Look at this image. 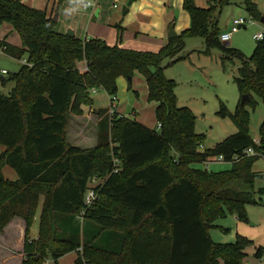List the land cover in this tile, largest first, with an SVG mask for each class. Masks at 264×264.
<instances>
[{
	"label": "trees",
	"instance_id": "16d2710c",
	"mask_svg": "<svg viewBox=\"0 0 264 264\" xmlns=\"http://www.w3.org/2000/svg\"><path fill=\"white\" fill-rule=\"evenodd\" d=\"M245 4L260 21L253 0ZM224 5L226 0H209L205 9L195 0H183L190 27L159 51L146 52L60 34L45 11L19 0H0V25H11L23 47L1 40L0 51L26 61L3 80V87L14 85L10 94H0V232L15 218L25 222L23 264L48 259L59 264L74 252V264H243L254 243L237 235L233 244H215L210 230L224 208L246 221V207L257 204L253 167L264 155V119L256 145L248 132L246 107L255 106L254 97L264 106V40L249 58L224 46L217 19ZM188 38L203 39L205 55L221 51L222 63L237 61L240 97L251 99L239 102L233 114L221 106L218 115L229 117L238 130L212 149H205V137L196 133L192 111L179 106L176 83L164 76L167 67L187 58L181 53ZM82 62L85 72L78 69ZM136 72L145 80L148 101L157 104L160 129H148L117 112L110 115L109 109L97 110L96 146L68 144L70 116H81L82 107L93 104L91 92L117 96V80ZM248 149L259 155L246 156ZM221 156L232 164L230 171L194 168ZM6 167L16 181L5 178ZM93 180L100 181L97 198L85 210ZM40 205L38 235L32 240ZM255 256L262 258L263 250L258 248Z\"/></svg>",
	"mask_w": 264,
	"mask_h": 264
},
{
	"label": "rangeland",
	"instance_id": "374dc122",
	"mask_svg": "<svg viewBox=\"0 0 264 264\" xmlns=\"http://www.w3.org/2000/svg\"><path fill=\"white\" fill-rule=\"evenodd\" d=\"M245 1L246 0H226V5L218 10L217 19L221 34L230 31L232 22L235 19L242 18L247 21L252 20L253 24H248L246 27L240 28L229 42L230 48L238 50L243 56L249 58L252 56L257 43L254 40V36L264 32V26L249 15L246 11ZM85 2L94 4L95 0H66L60 4L59 0H57L55 10L60 12L61 19H59L56 26L61 27L65 24L66 28L70 29H72V26H76L79 32L85 34L88 22L84 23L82 21V16H78L75 12V7ZM101 2L110 14L107 13L113 16H115L116 13L123 14V10L126 11L132 6V4H129V0H127L125 5L124 0H101ZM208 2L209 0H195L196 6L205 9L208 7ZM253 2L256 4L262 17H264V0H253ZM27 3L36 8H45L46 6H48V10L53 8L52 2L49 3L48 0H27ZM114 4H116L117 9H113ZM165 9L166 11L161 13L158 8H155L149 18H151L156 25H159L160 19H167L169 16L173 15L175 20L181 25V23H185L184 18H182V16H184L189 24V18L181 8V0H171L170 4L167 3ZM6 36L7 38L5 39ZM0 38L15 48H23L19 35L9 24L0 25ZM184 42L185 48L181 56L187 58L167 67L164 70V76L166 79L173 80L176 83L175 93L179 106L187 107L192 111L196 117V133L205 137L203 142L204 148L212 149L218 143L235 134L238 130L229 117L222 118L218 115V112L221 106H224L230 114H233L241 100L236 85V79L239 77V63L237 61L234 63H222L224 56L222 52L217 49H212L209 55H205L206 46L204 40L201 38H188L185 39ZM164 64L167 65L168 61H165ZM22 65L23 61L13 59L0 51V71H5L7 73L5 76L1 75L3 78L10 79L20 70ZM124 80L125 79L122 78L121 81ZM13 87L14 85L8 82L0 94L8 96ZM117 87V97H119L120 100L117 102L119 112L126 118L138 120L149 127H155V103L148 101L145 80L142 75L136 72L133 75L130 86L126 80L125 84L122 85L119 83ZM91 98L96 106L104 108L109 107V96L104 91H92ZM254 100L256 102L255 106L246 107V110L249 113V135L257 142L259 140V128L264 119V106L258 98L254 97ZM132 112L135 113L133 114ZM72 116L75 115H71L70 119ZM93 120V117H91L90 120L86 119V125L89 126ZM87 132V136L93 139L94 131L88 129ZM91 133L93 136L90 135ZM91 147L90 141H88L86 145H83V148ZM194 168L207 170L213 173H223L230 171L232 169V164L227 162H210L208 164H196ZM253 171L256 173L253 195L257 204L246 207V221L239 220V224L247 223L250 218L252 224H254V220H264V160L262 158H259L254 164ZM237 221V215L234 212H230L229 209L224 208L222 216L214 223L215 228L210 230L212 241L215 244L235 243V240H233L232 243L229 240H232L231 235L235 236L236 231L234 229L237 225ZM38 226L39 211L32 227L33 235H35V232H38ZM260 242L264 243V240ZM254 253V248L250 247L247 249L246 263L264 264V261L259 262L254 259ZM74 257L75 256H69L63 258L59 261V264H73L72 260Z\"/></svg>",
	"mask_w": 264,
	"mask_h": 264
},
{
	"label": "crops",
	"instance_id": "0c3cea01",
	"mask_svg": "<svg viewBox=\"0 0 264 264\" xmlns=\"http://www.w3.org/2000/svg\"><path fill=\"white\" fill-rule=\"evenodd\" d=\"M19 1H21L22 4L30 8L45 11L48 14V16L54 17L55 14H58V20L56 24H58L59 19H61L60 12L55 10V5L57 4V0H48V2L49 3L52 2V5H53V8L51 10H48V6H46L45 8L32 7L31 5L27 3V0H19ZM170 1L171 0H137L136 2L132 4L130 9L127 10L125 15L124 13L123 14L116 13L115 16L109 15L110 13L105 8V6H103L101 0H95L93 4L94 8H90L87 10L81 7V4H83L81 3L75 7V12L78 16H82V21L84 23L88 22L87 28L85 30V34H82L81 32H79L76 26H72V29H70V28H66L65 24L64 26H61V27L56 26L55 31L60 34H66L67 31L71 30L74 33L75 37L78 39H83V40L99 39V40L105 41L109 46L118 45L121 48L135 50V51L157 52L161 48H163L165 45L168 44L169 28L172 24L174 25V32L177 34V36L190 27V17L184 10L183 12H185V14L189 18V24L186 20V17L184 16H182V18H184L185 23L183 24L181 23V25L175 20L173 15L169 16L167 19H160L159 25H156V23L151 18H149V16H151L152 11L155 8H158L159 11H161V13H164V11H166L165 6L167 5V3L170 4ZM126 2L127 0L126 1L124 0V5ZM85 3H91V2H85ZM181 8L183 9V0H181ZM113 9H117L116 4L113 5ZM117 27H119L122 30V33H121L122 40L121 41L118 40L119 30ZM6 38L7 36L5 37V39ZM1 40L2 39L0 38V41ZM86 68H87L86 63L82 62L78 64V69L81 72H85ZM0 78H3V77L0 76ZM4 79L5 78H3V80ZM121 80L122 78H119L117 80V84L120 83L123 85L125 84L127 79H125L124 81H121ZM2 83L0 82V88L3 87ZM117 99L119 102L120 101L119 97H117ZM109 107H110V103H109ZM109 107L108 108L98 107L93 102L91 106L82 107V111H83L82 116H72L70 119V124L66 131V138H67L68 144H70L73 147L80 148V149L94 148L97 144V135H98L97 134L98 133V130H97L98 117L95 115V111L109 109ZM156 107H157V104L155 103V109ZM116 112L118 113L119 116H123L119 112L118 105L116 106ZM132 113L134 114L135 112H132ZM91 117H93L94 120L92 123H90L89 126H87L85 123L86 119L90 120ZM135 121H137L138 123H140L141 125L145 126L148 129H151V130L158 129L157 123L155 127H149L143 122H140L138 120H135ZM88 129H90V131L92 130L94 131V136L92 133L90 134L91 136L94 137L93 139L92 137L87 136ZM88 141H90V144L92 145V147L83 148V145H86ZM2 153H4V149L0 147V155ZM3 174L7 180H10V181L17 180L16 174L7 167L3 169ZM42 201H41V204H42ZM41 208L42 206L40 205L39 210H38L39 219H40V214H41ZM254 221H255L254 224H252V221L250 218L247 223L239 224V220H238L237 225L234 229L236 231L235 236L231 235L232 240H229V241L232 243L233 240H236L237 235L249 239L250 241L254 243V246L252 247L255 250L254 259L259 262H262L264 261L263 259L264 258V246H262L264 245V243L260 241L264 240V220L262 221L254 220ZM36 233L38 232H35V235H33L32 228H31L30 238L32 240L37 239L38 234ZM25 238H26L25 222L20 218L13 219L4 228V230L0 232V264H23V262L25 261V254H24ZM258 248H261L263 250V256L260 259L256 258L255 256L256 250ZM69 256H75L74 259L72 260L74 264L77 258V254L75 252L70 253L63 258H66ZM63 258H61L60 260H62ZM246 262L247 261L245 258L243 263L247 264ZM221 263L222 262H219V264ZM44 264H54V263L52 262V260L48 259L45 261Z\"/></svg>",
	"mask_w": 264,
	"mask_h": 264
},
{
	"label": "built area",
	"instance_id": "2783aa9c",
	"mask_svg": "<svg viewBox=\"0 0 264 264\" xmlns=\"http://www.w3.org/2000/svg\"><path fill=\"white\" fill-rule=\"evenodd\" d=\"M81 7L85 10L90 9V8H94V5L92 3H84L81 4ZM248 24H253L252 20L247 21L245 19H235L232 22V26L229 32L227 33H223L220 37L221 42L225 43V42H230L232 39V36L238 32V30L242 27H246V25ZM254 40L256 42L258 41H262L264 40V32L258 33L257 35L254 36ZM23 64H26V61H23ZM1 75H7V73L5 71H0V76ZM95 91V90H93ZM110 100V107H109V111H110V115H113L116 112V106H117V96H113V97H109ZM158 129H160V125H158ZM256 145H258V141L255 142ZM245 155L248 157H254V156H258L259 154L256 153L253 149H248L245 152ZM260 158H262L264 160V155H260ZM213 162H225L224 158L218 157L215 161ZM210 163V162H208ZM207 163V164H208ZM100 181L99 180H93L90 184V189L87 191L86 196H85V200H84V205L86 207L85 210H87L88 208H90L93 203L95 202L96 198H97V193H96V187H98ZM85 210L82 211L81 213V217H80V221L82 222L83 219L82 217L85 215Z\"/></svg>",
	"mask_w": 264,
	"mask_h": 264
},
{
	"label": "water",
	"instance_id": "95a60500",
	"mask_svg": "<svg viewBox=\"0 0 264 264\" xmlns=\"http://www.w3.org/2000/svg\"><path fill=\"white\" fill-rule=\"evenodd\" d=\"M57 20H58V14H55V16L53 17V23H57ZM263 26H264V17H261V19H260V21H259ZM69 37H75V35H74V33L71 31V30H69V31H67V33H66ZM177 37V34L174 32V25L172 24L171 26H170V28H169V33H168V38H169V40H172V39H174V38H176ZM229 45V42H225L224 43V46H228ZM129 82H131L132 81V78H128L127 79ZM0 82L2 83L3 82V78H0ZM3 87H1L0 88V93H1V91H3ZM251 101V99H250V97L249 96H243L242 98H241V101H240V104L241 105H244L246 102H250Z\"/></svg>",
	"mask_w": 264,
	"mask_h": 264
}]
</instances>
